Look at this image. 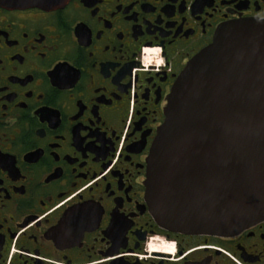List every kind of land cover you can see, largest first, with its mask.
I'll return each mask as SVG.
<instances>
[{
    "label": "flooded vegetation",
    "instance_id": "af4514ba",
    "mask_svg": "<svg viewBox=\"0 0 264 264\" xmlns=\"http://www.w3.org/2000/svg\"><path fill=\"white\" fill-rule=\"evenodd\" d=\"M241 18L264 0H0V264H264V220L185 234L146 199L176 78Z\"/></svg>",
    "mask_w": 264,
    "mask_h": 264
},
{
    "label": "water",
    "instance_id": "95a60500",
    "mask_svg": "<svg viewBox=\"0 0 264 264\" xmlns=\"http://www.w3.org/2000/svg\"><path fill=\"white\" fill-rule=\"evenodd\" d=\"M145 184L156 221L170 231L233 236L264 220V19L222 24L187 62Z\"/></svg>",
    "mask_w": 264,
    "mask_h": 264
}]
</instances>
